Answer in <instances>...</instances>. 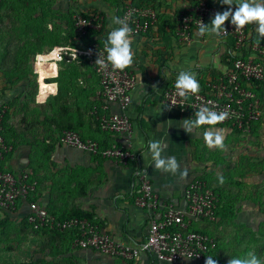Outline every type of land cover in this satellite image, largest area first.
<instances>
[{"label": "crops", "instance_id": "1", "mask_svg": "<svg viewBox=\"0 0 264 264\" xmlns=\"http://www.w3.org/2000/svg\"><path fill=\"white\" fill-rule=\"evenodd\" d=\"M214 1L223 9L227 6L220 0ZM196 2L197 0H124V3L150 5L159 13L157 24L149 32L131 36V47L135 55L129 68L135 72L137 84L132 91L127 111L134 123L132 148L139 154V163L130 161L128 165H122L99 154L60 144L56 139L60 130L54 131V135L45 137L44 144L40 146L45 156L43 164L38 163V159H33L34 148L30 144L28 147L19 144L12 154L4 156L0 162L2 166L15 171L28 168L33 172L39 182L34 199L59 214L77 208L90 211L94 219L115 239L136 244L146 237L150 224L148 211L138 207L132 197L134 170L138 164L148 171L155 188L167 200L181 199L185 187L193 179L208 178L209 162L199 157L200 153L205 154L212 148L205 144L203 133L210 127L221 130L228 128L201 126L188 133L182 127L183 120L188 119V116L162 101L164 90L175 83L181 70L196 73L198 82L204 84L231 67L229 56L234 53L231 38H222L212 33L200 35L198 29L192 31L189 44L182 43L177 37L179 14ZM234 3L237 0H233ZM123 6L121 1L117 4L114 0H95L90 5L78 4L80 11L99 10L105 15V26L99 37L102 41H106L112 28L118 27L112 24L110 14L118 16ZM255 28V23H251L250 35L260 38ZM50 51L39 52L38 57L40 53ZM64 61L77 66H72V78L61 76L57 81L49 82L53 92L51 103L46 104L56 107L60 102L57 116L52 115L57 117L59 125L72 127L83 137L99 140L103 146L114 143L117 136L101 131L92 113L99 88L98 76L92 65L87 61L89 67L83 61ZM64 61L59 62L61 75V64ZM51 62L47 66L49 72L56 66L55 62ZM57 94L59 100L56 103ZM55 122L56 118L50 125L47 123V128H51L50 132L55 128ZM150 140H160L164 146L162 155L176 159L179 168L175 173L155 168L148 151ZM185 170L187 175L182 176L181 173ZM27 212L25 201H21L15 211H0V264H19L13 257L7 256L11 251L5 245L12 241L16 244L12 252L20 254V224L33 237H48L42 251L32 261L39 259L44 264H158L154 254L150 252L141 254L135 260H127L94 249L81 248L75 245L72 233L50 237L47 232H35L25 220ZM10 229L11 234L8 233ZM27 246L29 248L30 244ZM202 262L185 261L183 264Z\"/></svg>", "mask_w": 264, "mask_h": 264}, {"label": "built area", "instance_id": "2", "mask_svg": "<svg viewBox=\"0 0 264 264\" xmlns=\"http://www.w3.org/2000/svg\"><path fill=\"white\" fill-rule=\"evenodd\" d=\"M3 1L0 0V4ZM229 7L227 5L223 9L214 0H197L195 5L179 14L177 37L182 43L189 44L192 31L199 29L201 22L210 23L215 12H223ZM231 7L235 10L236 6L234 4ZM118 17L126 19L133 36L149 32L157 24L159 13L150 5L125 3ZM73 19L78 41L92 31H102L105 26V15L99 10H79ZM225 28L227 31L217 35L233 41L235 59L231 67L216 78L204 84L199 83V92L188 94L187 97L177 94L174 83L164 90L162 101L192 120L196 119L195 112L201 106H207L217 113L226 112L228 116L225 120L211 126L250 132L264 114L262 101L255 91L258 85L264 83V40L250 35L251 24L236 30L229 18ZM57 48V58L49 60L55 62L56 66L44 79L53 83L48 79L58 77L61 61L89 62L99 81L92 113L101 131L117 136L114 143L103 146L99 140L83 137L73 129H65L57 135V141L91 154H99L118 164L128 165L130 161L139 163V154L132 148L134 123L127 111L137 84L135 72L129 67L123 71L113 70L111 65L101 68L95 61L98 57L106 58L104 43L94 42L89 46L62 44ZM33 71L36 76L40 75L36 64L33 65ZM6 111L7 106L3 104L0 110V162L13 149L12 145L7 144L4 135L3 117ZM134 177V203L148 211L150 217L146 237L136 244L115 239L94 218H59L34 199L39 182L28 168L15 171L0 164V211H15L19 203L25 201L28 206L25 220L35 232L75 231V245L122 259L135 260L141 254L150 252L158 264H183L185 261L202 262L207 256H212L217 248V239L209 231V226L219 220L217 210L220 194L208 178L193 179L185 187L181 199L167 200L155 188L142 165L135 167ZM35 264L44 263L40 261Z\"/></svg>", "mask_w": 264, "mask_h": 264}, {"label": "rangeland", "instance_id": "3", "mask_svg": "<svg viewBox=\"0 0 264 264\" xmlns=\"http://www.w3.org/2000/svg\"><path fill=\"white\" fill-rule=\"evenodd\" d=\"M94 2L4 0L0 4V106L8 105L3 129L7 144L13 146L6 157L19 144L27 147L30 144L34 148L33 159L43 164L45 156L40 146L45 137H52L54 131L63 127L55 117L60 102L56 107L46 104L51 103L53 92L44 79L49 73L47 66L52 64L50 59L57 58L54 46L68 44L69 25L75 12L80 10L78 4ZM43 51L50 52L40 53L37 59V53ZM34 64L39 76L34 74ZM61 65L62 78H72L73 67L77 65L65 61ZM84 65L89 67L87 62ZM55 118L56 126L50 132L47 123L50 125ZM222 130L223 150L212 147L199 157L209 162V181L222 196L219 220L209 226L217 238V249L212 257L218 264H227L230 258H243L248 252H254L264 262V114L250 132ZM218 175L224 177L223 184L219 183ZM19 229L20 254L12 252L16 244L8 241L5 246L11 252L7 256L19 264H30L42 251L48 237H33L23 224ZM8 233L11 234L12 229Z\"/></svg>", "mask_w": 264, "mask_h": 264}, {"label": "clouds", "instance_id": "4", "mask_svg": "<svg viewBox=\"0 0 264 264\" xmlns=\"http://www.w3.org/2000/svg\"><path fill=\"white\" fill-rule=\"evenodd\" d=\"M224 5L230 7L223 12H215L210 20V23H200L198 32L200 35L205 33L219 34L221 31H227L225 22L231 20V24L235 26L236 30L243 29L245 25L255 23V31L260 38H264V0H237L235 10L231 7L233 0H220ZM112 24L119 25V27L112 28L107 35L104 43V50L107 53L106 58H97L96 63L101 68H107L111 65L113 70L123 71L130 67L134 62L135 53L131 47V29L128 26L126 19L111 15ZM155 88V86H153ZM175 88L180 97H187L188 94H196L200 90L199 82L196 78V73L192 71L181 70L175 81ZM228 116L226 112L217 113L207 106H201L195 112V120L190 118L183 120V129L190 133L193 128L201 127L205 124L215 125L222 122ZM205 144L209 147H217L223 150L224 136L223 130L209 128L203 133ZM143 144V141L140 142ZM148 151L151 154L154 166L165 172L175 173L179 164L174 157H164L163 143L160 140L148 141ZM182 176L187 175V171L181 173ZM220 184L224 183V177L218 175ZM204 264H218V261L212 256H207ZM227 264H264L254 252H248L243 258H230Z\"/></svg>", "mask_w": 264, "mask_h": 264}, {"label": "trees", "instance_id": "5", "mask_svg": "<svg viewBox=\"0 0 264 264\" xmlns=\"http://www.w3.org/2000/svg\"><path fill=\"white\" fill-rule=\"evenodd\" d=\"M105 1H108V0H105ZM115 1V3H117V4H119L120 3V1H121V3L124 5L125 3H124V0H114ZM133 4V3H132ZM135 4V3H134ZM234 4H236V3H234ZM135 5H144V4H135ZM77 12V11H76ZM75 12V13H76ZM69 32H70V34H69V37H68V42H66V43H68V44H70V45H74V46H89V45H91L92 43H94V42H99V43H105V41H102L99 37H100V35H101V32L102 31H92V32H90L89 34H87L81 41H78L77 39H76V36H77V33H76V31H75V25H74V19L73 20H71V24L69 25ZM39 53V52H38ZM246 55V54H245ZM37 59H39V58H37ZM235 59V56H233V55H230L229 56V64H230V66L232 65V61ZM36 75V74H35ZM60 77H61V73H59V76L58 77H56V78H49L48 79V81H57L58 79H60ZM263 87H264V83H262V84H260V85H258L256 88H255V91L258 93V95H259V97H260V99H261V101H262V104H263V108H264V99H263ZM55 100H56V103L58 102V100H59V96H58V94L55 96ZM4 105H6L7 107H8V105H7V103H4ZM3 106V105H2ZM2 106H0V110L2 109ZM8 118V109H7V111H6V113L4 114V117H3V127L5 126V123H6V119ZM65 129H73L72 127H66V126H63L61 129H60V132L59 133H61L63 130H65ZM74 130V129H73ZM238 131V130H237ZM5 135V134H4ZM110 145V144H109ZM214 189H215V191H217L219 194H220V205H219V208H218V210H217V213H218V215H220V209H221V200H222V196H221V193L218 191V189L217 188H215V186H214ZM51 212H53L54 214H56L57 216H59V218H68V217H71V216H81V217H88V218H94L93 217V213L92 212H90V211H85V210H82V209H79V208H77V209H73V210H71V211H69V212H66V213H64V214H59V213H57V212H55V211H52L51 209H49ZM209 231L212 233V230L211 229H209ZM41 232H47V233H49L48 235L50 236V237H58V236H63L64 234L63 233H72L73 234V236H75L76 235V233H75V231H65V232H58V231H50V230H42ZM217 239V238H216ZM217 249V248H216ZM215 251H213L212 252V255H213V253H214ZM40 261H43V260H34V261H31L30 262V264H35L36 262H40Z\"/></svg>", "mask_w": 264, "mask_h": 264}, {"label": "bare ground", "instance_id": "6", "mask_svg": "<svg viewBox=\"0 0 264 264\" xmlns=\"http://www.w3.org/2000/svg\"><path fill=\"white\" fill-rule=\"evenodd\" d=\"M57 52H58V48H57Z\"/></svg>", "mask_w": 264, "mask_h": 264}]
</instances>
